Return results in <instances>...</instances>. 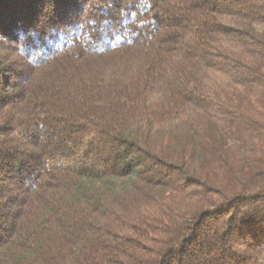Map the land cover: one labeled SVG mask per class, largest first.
<instances>
[{"label":"trees","instance_id":"1","mask_svg":"<svg viewBox=\"0 0 264 264\" xmlns=\"http://www.w3.org/2000/svg\"><path fill=\"white\" fill-rule=\"evenodd\" d=\"M0 264H264V0H0Z\"/></svg>","mask_w":264,"mask_h":264}]
</instances>
